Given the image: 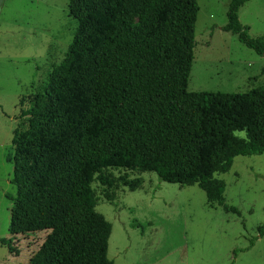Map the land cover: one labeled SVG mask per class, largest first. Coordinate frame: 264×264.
<instances>
[{
	"label": "trees",
	"instance_id": "trees-1",
	"mask_svg": "<svg viewBox=\"0 0 264 264\" xmlns=\"http://www.w3.org/2000/svg\"><path fill=\"white\" fill-rule=\"evenodd\" d=\"M247 1H229L222 30L264 58V34L252 37L239 18ZM138 4L132 22L130 0H69L77 29L66 55L41 91L20 100L10 231L45 234L30 264H114L92 187L108 167L197 185L209 206L240 213L226 203L217 174L237 155L264 154V85L188 92L198 1ZM263 235L264 222L250 246Z\"/></svg>",
	"mask_w": 264,
	"mask_h": 264
},
{
	"label": "rangeland",
	"instance_id": "rangeland-1",
	"mask_svg": "<svg viewBox=\"0 0 264 264\" xmlns=\"http://www.w3.org/2000/svg\"><path fill=\"white\" fill-rule=\"evenodd\" d=\"M197 1L187 91L245 93L264 85V58L222 30L230 0ZM130 4L128 19L135 22L138 0ZM68 5L69 0H3L1 5L0 264H30L45 236L10 231L16 195L12 140L22 96L43 89L73 39L77 21ZM239 18L252 37L264 34V0L247 1ZM217 177L226 182V203L239 214L209 206L197 185L162 181L155 172L108 167L97 173L92 187L96 210L105 219L108 257L114 264H264V235L250 246L264 222V154L237 155L232 168ZM2 240L10 241L13 251Z\"/></svg>",
	"mask_w": 264,
	"mask_h": 264
},
{
	"label": "water",
	"instance_id": "water-1",
	"mask_svg": "<svg viewBox=\"0 0 264 264\" xmlns=\"http://www.w3.org/2000/svg\"><path fill=\"white\" fill-rule=\"evenodd\" d=\"M2 3H3V0H0V9H1V5H2Z\"/></svg>",
	"mask_w": 264,
	"mask_h": 264
}]
</instances>
